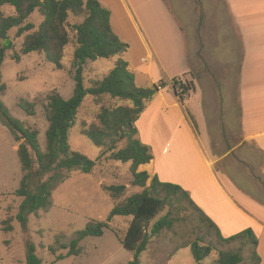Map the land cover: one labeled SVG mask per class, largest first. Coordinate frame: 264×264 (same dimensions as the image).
Wrapping results in <instances>:
<instances>
[{"label":"rangeland","instance_id":"374dc122","mask_svg":"<svg viewBox=\"0 0 264 264\" xmlns=\"http://www.w3.org/2000/svg\"><path fill=\"white\" fill-rule=\"evenodd\" d=\"M169 1L174 6L176 15L187 33L190 48H193L191 73L193 76H199L198 86H204L203 88L206 89V85H210L208 79L214 78L216 73L211 65L208 70L207 64L200 59L201 30L205 31V42L208 36L212 37L216 31L230 33V37L236 42V27L232 17L234 12L223 0ZM247 4L248 2L243 3L241 13L247 12ZM260 5H263L264 9V3ZM2 10L7 15L15 12L14 7L10 5L3 6ZM255 10L261 9L256 8ZM28 20L38 27L43 16L36 11ZM80 21L79 17L73 15L69 17L71 25ZM71 25L68 28L72 42L65 47L62 59L63 68H58L49 62L43 53L38 52L22 55L19 62L13 60L11 56L20 52L23 42V36H16V28L10 31L14 47L8 51V56L2 66L3 82L7 88L0 97L11 114L25 127L39 131L38 138L43 150L46 148V130L49 126L45 112L48 95L56 91L65 99H69L74 93L76 69L73 65V52L76 40L75 30ZM141 55L140 46L135 45L126 57L140 59ZM117 58H99L94 62L88 61L84 67L85 85L90 86L93 81L107 74L115 66ZM210 70H213V73H210ZM178 79L185 81L183 76ZM192 93L193 91L191 95L196 96V100L191 101V108L198 111L206 140L211 136L216 138L217 132L213 130L214 126L207 130L204 115L199 112L200 93L199 95ZM21 99L34 103L36 110L34 115L28 114L21 108L19 104ZM99 109L100 105L95 102L94 97L87 95L79 110L77 123L70 131L69 144L71 149L80 151L92 159L102 157L101 162L92 173L75 170L70 172V177L63 182H56L51 188L49 205L42 208L38 214L29 215L27 228H24L16 218L23 200L22 197L15 195L22 178L21 163L17 152L20 142L0 118V264H27L29 241L35 244L36 253L42 259V264H130L134 251L125 248L122 244L129 224V218L125 216H115L111 221V226L105 228L103 235L88 236L82 239L79 243L82 253L79 255L68 256V249L59 248V244L56 243L59 235L61 243L69 244L77 238L79 232L87 227L90 220L107 218L114 202L104 190V185L126 184L124 197L144 189V187L132 184L133 175L130 171V163L104 159V154L112 142H109L102 151L81 133L85 126L100 125ZM224 118H227L228 125L231 124V120L237 129V118L229 109H226ZM222 135L225 142L223 146L218 147L219 142H214L217 153L221 155L227 148L231 149L233 146L234 150L223 159V162H219V166L227 169L242 187H250L257 197L264 199V156L255 146L244 144L240 140H233L225 132ZM115 144L124 146L126 139L118 136ZM149 186L147 181L146 187ZM167 213L174 218L173 226L151 236L147 249L140 254L139 264H199L191 248L186 246L195 240L211 244L215 248L212 254L202 261L203 264L214 263L218 259L219 250L240 252L243 257L241 264H253L251 245L241 240L229 243L220 241L216 233L213 230L210 231L208 224L201 220L200 212L184 197H174L168 200L162 210L148 222V232L155 221ZM9 217L13 218L14 229L11 232H5L2 229V220ZM52 245L57 248L55 253L50 250ZM60 254H64L65 257L57 260Z\"/></svg>","mask_w":264,"mask_h":264},{"label":"trees","instance_id":"16d2710c","mask_svg":"<svg viewBox=\"0 0 264 264\" xmlns=\"http://www.w3.org/2000/svg\"><path fill=\"white\" fill-rule=\"evenodd\" d=\"M5 5L14 7L15 12L7 15L2 10ZM36 11L43 16L38 27L28 20ZM70 15L81 18V21L71 25ZM69 25L75 30L76 40L73 52V65L76 69L75 88L69 99H65L56 91L48 95L45 112L49 126L46 130L45 150L41 148L39 142V131L25 127L11 114L0 97V118L20 142L17 152L22 178L15 195L22 197L23 200L16 218L24 228H27L29 215L38 214L42 208L49 205L51 188L56 182H63L70 177L69 173L75 170L92 173L101 162L102 157L92 159L80 151L71 149L69 144L70 131L77 123L81 105L87 95H92L95 102L100 105L98 113L100 125L85 126L81 133L102 151L109 142H112L104 154V159L130 163L132 184L144 189L124 197L126 184L104 185V190L114 202L107 218L90 220L87 227L69 244L61 243L58 235L56 243L59 244V248L68 249V256L79 255L82 253L79 246L82 239L103 235L105 228L111 226L115 216H125L129 218V224L122 244L134 251L130 264H139L140 254L147 249L151 236L159 234L165 228H171L174 218L167 213L155 221L150 232L147 230L148 222L162 210L168 200L184 197L200 212L201 220L208 224L210 231L213 230L220 241L229 243L241 240L251 245L253 264H260L261 258L257 252L258 238L251 228L225 238L182 186L160 181L155 175L150 186L146 187L149 173L146 170L138 171V167L140 164L150 162L153 154L151 147L139 138L136 121L165 82L153 86L137 85L134 72L129 69L128 62L122 57L129 44L115 33L111 25V11L99 0H0V96L7 88L3 82L2 66L8 51L14 47L10 31L16 28V36H23L20 52L11 56L13 60L19 62L22 55L38 52L43 53L46 59L58 68H63L65 47L72 42ZM113 57H118L115 66L102 78L86 86L85 64L99 58ZM173 85L182 101L195 90L194 83L188 80L174 79ZM19 104L28 114L36 113L33 102L21 99ZM118 136L126 139L124 146L115 144ZM12 219L9 217L2 220V229L5 232L13 231ZM186 246L191 248L199 264H203L202 261L215 250L211 244L197 240ZM50 250L55 253L57 248L52 245ZM26 256L27 264H42V259L36 253V246L31 241L27 244ZM64 257V254H60L56 259ZM242 261L240 252L219 250L218 259L212 264H241Z\"/></svg>","mask_w":264,"mask_h":264},{"label":"crops","instance_id":"0c3cea01","mask_svg":"<svg viewBox=\"0 0 264 264\" xmlns=\"http://www.w3.org/2000/svg\"><path fill=\"white\" fill-rule=\"evenodd\" d=\"M99 1L110 9L115 33L130 43L122 57L134 72L137 85L165 82L136 121L139 138L153 154L138 171L149 173V184L157 175L160 181L182 186L223 237L251 228L258 238L260 264H264V199L219 166L234 146L220 155L214 145L225 144V132L233 140L255 146L264 156V9L260 5L264 0H223L235 14L231 15L236 42L222 31L214 32L205 42L201 30L200 59L216 73L208 79L206 89L198 86L199 76L191 73L193 48L169 0ZM244 2H248L247 12L241 13ZM135 45L142 50L140 59L126 57ZM181 76L194 82L193 93H200L199 112L207 130L214 126L216 138L206 140L202 132L198 111L191 108L196 96L190 94L182 101L177 95L173 80ZM226 109L237 118V129L230 119L227 124Z\"/></svg>","mask_w":264,"mask_h":264}]
</instances>
